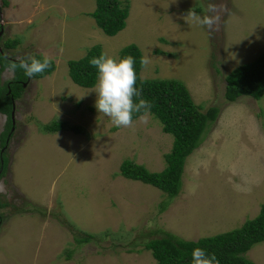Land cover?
I'll return each instance as SVG.
<instances>
[{
	"label": "rangeland",
	"instance_id": "rangeland-1",
	"mask_svg": "<svg viewBox=\"0 0 264 264\" xmlns=\"http://www.w3.org/2000/svg\"><path fill=\"white\" fill-rule=\"evenodd\" d=\"M6 1V6L0 1V46L6 37L19 41L6 55L47 56L54 69L22 83L13 102V127L2 149L7 163L0 177V201L6 203L0 208V264H155L142 247L148 238L167 232L195 240L237 228L258 213L264 201V191L257 192L264 187L255 184L259 176L264 179V91L258 99L226 102L223 89L230 70L264 50V0H226L215 31L185 17L189 10L208 14L215 0H128L127 27L112 36L89 15L94 0ZM131 42L148 60L141 78L179 80L202 111L219 108L200 150L185 160L182 186L172 198L115 174L125 158L161 170L162 157L159 169L153 164L169 150L171 135L149 114L146 123L135 118L130 128L115 127L105 145L107 136L96 132L114 125L97 111L94 86L80 87L67 73L66 61L83 56L94 43L117 58L119 48ZM11 75L5 69L0 77ZM52 119L86 128L78 133L66 128L76 136L66 141L64 131L39 130ZM5 120L0 113V132ZM89 142L93 155H81L80 161L75 144ZM75 218L86 226L78 227ZM86 233L93 235L88 242L74 240ZM245 256L264 264V242Z\"/></svg>",
	"mask_w": 264,
	"mask_h": 264
},
{
	"label": "trees",
	"instance_id": "trees-1",
	"mask_svg": "<svg viewBox=\"0 0 264 264\" xmlns=\"http://www.w3.org/2000/svg\"><path fill=\"white\" fill-rule=\"evenodd\" d=\"M3 6L8 5L6 0H0ZM94 9L89 15L95 25L105 34L112 36L125 26L128 15V2L121 0H94ZM2 26L0 25V30ZM19 44L17 38L6 37L2 40L0 49V75L10 63L16 62L7 56L5 49H13ZM102 53L99 43L89 46L85 54L79 58L67 61V73L73 83L80 87L94 86L97 70L89 64L93 57ZM131 55L136 63L137 88H142V96L150 102V113L160 123L161 131L171 135V144L167 152H162L164 167L160 171H149L142 164L130 159H123L118 164L115 174L125 178L139 180L150 184L168 198L178 194L181 185V173L185 158L201 143L209 125L219 114L217 105H210L202 111L199 105L192 100L186 86L176 79L150 78L143 79L139 75L141 65V51L135 43H128L120 47L117 59ZM38 59L41 55L34 54ZM45 72L31 78L37 79L46 76L54 69V63ZM23 70L17 68L11 78L1 80L0 77V113L6 117L3 130L0 132V177L4 174L7 157L2 149L9 137L13 123L10 118L13 100L21 96V81H25ZM264 91V50L248 62L235 66L224 76L223 99L234 102L240 96L258 99ZM139 114H134L133 119ZM82 125H69L67 121L52 119L41 124L39 130L43 133H53L69 129L74 133L83 130ZM167 147V149H168ZM6 203L0 201V208ZM1 217V214H0ZM93 238L91 233L82 237H75L79 243L88 242ZM264 242V201L258 213L245 219L237 228L204 236L195 240H184L170 233L146 239L142 247L150 251L155 264H191V251L200 247L208 253H214L219 264H255L245 256V253L255 244ZM127 250H129L127 248ZM69 255V254H68ZM67 255V256H68Z\"/></svg>",
	"mask_w": 264,
	"mask_h": 264
},
{
	"label": "clouds",
	"instance_id": "clouds-1",
	"mask_svg": "<svg viewBox=\"0 0 264 264\" xmlns=\"http://www.w3.org/2000/svg\"><path fill=\"white\" fill-rule=\"evenodd\" d=\"M126 1L128 2L129 11V1ZM226 11V0H215V2L209 3L207 8L208 14L206 15L201 16L194 10H189L185 16L186 22L190 21L201 27H206L209 31H215L218 29L222 16ZM125 22L127 27L129 19L127 21L125 19ZM122 29L120 31L125 30ZM13 59L17 61L10 63L8 68L5 69H8V71L13 74L17 68L23 70L27 77L25 81H21V84H25L29 79H34L31 78L32 76L45 72L52 63V60L47 56L38 59L31 54L27 57L21 56ZM135 63L136 61L131 55L117 59L103 52L98 57H93L89 61V64L97 70V77L93 89V92L96 94L95 107L99 113H103L106 117L110 118L112 124L117 128L132 127L134 123V114H139L137 117L139 121L146 123L150 113V102L143 98L142 88H137L136 86L137 73ZM147 63V59L141 60L142 66H146ZM13 108L14 106L12 103L11 112H13ZM11 121H13V116ZM2 183L3 182L0 181V184ZM191 264H219V260L214 253H208L205 249L196 247L191 251Z\"/></svg>",
	"mask_w": 264,
	"mask_h": 264
},
{
	"label": "crops",
	"instance_id": "crops-1",
	"mask_svg": "<svg viewBox=\"0 0 264 264\" xmlns=\"http://www.w3.org/2000/svg\"><path fill=\"white\" fill-rule=\"evenodd\" d=\"M177 2H180L181 0H176ZM106 121H108V118L107 117H105L104 118ZM110 125H111V123L112 122H108ZM85 127V126H84ZM114 127V129L113 130H108V129H106L105 131L104 130H98L96 133H98V134H104L105 136H107L106 137V140L105 141H103V143H105V145H107V138L108 137H111L112 136V133H114V130L116 129L115 128V126H113ZM86 128V127H85ZM69 130V129H68ZM65 132L66 134H67V136H66V138H65V140L66 141H72V138H76V136H75V134H73V133H71V132H69V131H67L66 129H63V130H60L59 131V135L60 134H62V132ZM119 132H121V131H117V132H115V134H117V133H119ZM56 133V132H55ZM92 139H98V137H95V138H92ZM93 143V142H92ZM91 142H89L88 144H75V147L74 148H77L78 149V156H79V160L81 161V155H84V154H86L87 153V157H89V156H91V155H93L91 152H90V149H88L89 148V146H90V144H92ZM106 150L108 149V146L107 147H104ZM196 150H200L199 149V147H197V148H195L186 158H185V160H187L188 158H191V157H195L196 155H194V154H196V153H194ZM108 151V153H109V150H107ZM165 152V151H164ZM162 154V153H161ZM198 156V155H197ZM162 156L160 155L159 156V159H157V157H156V163H154L153 164V167H155L156 169H159L160 167H161V164H160V158H161ZM89 159V158H88ZM123 160V159H122ZM185 160H184V163H185ZM121 162V160L118 162V164ZM134 162H136V163H138L137 161H134ZM148 163H151V162H148ZM183 163V169H182V173H181V185H180V188H181V186H182V174L184 173V167H185V164ZM82 164V163H81ZM138 164H142V163H138ZM143 165V164H142ZM144 166V165H143ZM145 167V166H144ZM146 167H147V165H146ZM150 171V170H149ZM158 171H160V170H158ZM117 175V174H116ZM116 175H115V177H116ZM249 176V175H248ZM123 177V176H122ZM259 177H260V179H259ZM257 179H256V182H255V184H257V183H261L260 185H258V186H261L262 185V187H264V179L261 177V176H259ZM125 178V177H124ZM248 178L249 177H247L246 179L248 180ZM115 179V178H114ZM113 179V180H114ZM128 179V178H127ZM250 179V178H249ZM112 179H111V181H113ZM131 180H133V179H131ZM258 180H259V182H258ZM137 181H139V180H137ZM141 182V181H140ZM249 182V181H248ZM248 182H247V184H248ZM143 183V182H142ZM252 182H249V184H251ZM104 183H101L100 185H96V183H95V185L97 186V189H99V188H101V185H103ZM145 184H147V183H145ZM150 185V184H149ZM104 186V188L105 189H108V187H109V185L107 184L106 186H105V184L103 185ZM152 186V185H151ZM254 185H252L251 187H253ZM99 187V188H98ZM154 187V186H153ZM261 187V188H262ZM156 188V187H155ZM101 189H103V188H101ZM104 190V189H103ZM108 190H110V189H108ZM108 190H105V191H108ZM180 190V189H179ZM263 191H264V189H258L257 190V192L259 193V194H262L263 193ZM179 193V192H178ZM99 198H101L102 200H103V196H99ZM105 203V202H104ZM104 203H102V202H100V206H102V204L104 205ZM261 204V203H260ZM252 217H254V216H252ZM251 217V218H252ZM75 221L77 222V226L78 227H80V228H82L83 226H86V224H83L80 220H78L77 218H75ZM200 238V237H199ZM181 239H183V238H181ZM197 239V238H196ZM184 240H188V239H184ZM254 246V245H253ZM252 246V247H253ZM251 247V248H252ZM250 248V249H251ZM255 264H257V263H255Z\"/></svg>",
	"mask_w": 264,
	"mask_h": 264
},
{
	"label": "water",
	"instance_id": "water-1",
	"mask_svg": "<svg viewBox=\"0 0 264 264\" xmlns=\"http://www.w3.org/2000/svg\"><path fill=\"white\" fill-rule=\"evenodd\" d=\"M10 116H11V118H12V112H11Z\"/></svg>",
	"mask_w": 264,
	"mask_h": 264
}]
</instances>
